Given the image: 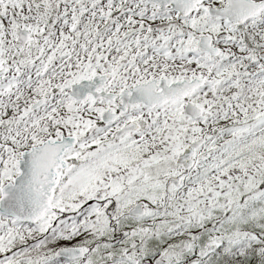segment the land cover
Segmentation results:
<instances>
[{
    "label": "snow or ice",
    "instance_id": "obj_1",
    "mask_svg": "<svg viewBox=\"0 0 264 264\" xmlns=\"http://www.w3.org/2000/svg\"><path fill=\"white\" fill-rule=\"evenodd\" d=\"M0 264H264V0H0Z\"/></svg>",
    "mask_w": 264,
    "mask_h": 264
}]
</instances>
